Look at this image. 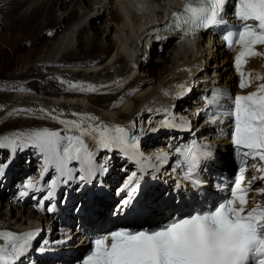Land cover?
Segmentation results:
<instances>
[{
  "label": "snow or ice",
  "instance_id": "6c2138e0",
  "mask_svg": "<svg viewBox=\"0 0 264 264\" xmlns=\"http://www.w3.org/2000/svg\"><path fill=\"white\" fill-rule=\"evenodd\" d=\"M228 7L229 0H185L182 9L171 13L165 28L169 34L190 37L194 41L201 31L223 26L225 45L230 50L238 46L233 66L240 76L239 87L244 89L252 82L251 74L244 72L248 59L264 56V51L257 49V46H264V0H234L235 23L231 24L223 18ZM255 79L264 80V76L257 74ZM62 83L68 84L67 90L70 91L97 90L96 85ZM113 83L119 86L122 80ZM177 88L176 98H182L191 91L186 84ZM202 99L204 105L197 114L205 113L208 123H222L228 117L232 119L231 140L239 167L230 186L218 185L221 191L226 190V195L206 208L202 206L199 210L172 217L156 227H121L97 236L82 264H264V202L254 197L251 202L249 200L252 191L264 194V187H254L257 182L264 184V83L246 95L231 96L227 90L214 88ZM225 100L230 104L226 106ZM31 111L13 109L8 115ZM156 111L165 114L160 127L182 130L191 127L187 117H178L167 107ZM40 112L57 120L64 126L63 130L40 127L0 135V150L9 152L8 157L0 161V181L18 151L33 148L41 157L40 179L28 177L17 196L18 200L31 196L38 211H56L54 198L61 185L77 182L83 188L85 184L103 177L109 170L106 165L111 157H107L104 163H98L97 155L101 150L119 151L138 169L130 173L124 185L117 190L118 195L124 191L128 194L117 204L114 215L122 214L132 206L144 176L149 171L153 175L159 173L173 153L178 157L175 167L183 170L184 180L196 189L206 183L200 172L202 165L213 157L212 146L206 142L192 140L176 146L172 152L160 151L147 156L140 148L145 129L137 128L134 121L130 125L110 124L90 113L73 112V116L79 117L77 120L61 119L43 108ZM157 130L148 129L152 132ZM87 140L93 142L95 150L89 148ZM249 160L253 161L250 165ZM74 163L79 167L73 166ZM249 167L259 175L254 174L251 180L246 181ZM50 170L56 175L43 183ZM40 193L44 195L38 199L37 194ZM40 231L39 228L19 233L0 230V264H21L32 250L33 241Z\"/></svg>",
  "mask_w": 264,
  "mask_h": 264
},
{
  "label": "bare ground",
  "instance_id": "6f19581e",
  "mask_svg": "<svg viewBox=\"0 0 264 264\" xmlns=\"http://www.w3.org/2000/svg\"><path fill=\"white\" fill-rule=\"evenodd\" d=\"M133 1L121 0L118 3V0H0V38L4 34L8 36V45L13 52L12 55L2 56V59L7 57L11 62H0V76L24 80L36 76V79H28L21 84L14 80L0 85V88L13 90L16 95L11 98L0 95L1 110L7 108V113H10L14 108H9V105H15V109H30L31 112L39 113V108H45L63 113L64 118L77 120L79 117L73 116V112L90 113L102 121L121 125H130L138 118L139 123L136 126L141 128L142 122L153 123L165 119L163 112L156 111L159 108L167 107L178 117L183 116L187 109L198 111L204 105L199 100L203 85L210 78L218 77L222 79L221 82L225 80V83H230L231 73L227 74L230 70L229 59L224 53L219 54L215 39L202 38L187 42L181 37L156 40L153 36L150 38L146 35L154 17L160 15L167 7H176L179 0L171 5L165 0H153L158 4L157 9H150L154 12V17L146 12H138L141 9L136 8ZM121 5L124 11H121ZM151 42L163 46L159 50L160 58L157 59L161 65L149 61L148 46ZM208 60L216 62L209 66ZM143 66L145 78H141V73H137L139 67ZM208 67H212V77L207 76L206 72L200 79H195L199 71ZM247 70L251 74L252 82L249 87L244 88L245 91L256 89L258 84L264 83V80L255 79L257 74L264 76V58L251 59ZM118 79L122 80L119 86L113 83ZM62 81L82 83L85 86L96 85L97 90L70 91L67 90L68 84ZM181 84H186L191 91L177 102L179 98H176L175 94L178 91L177 86ZM101 85L107 87H99ZM165 92L168 95H165ZM88 101L96 106H89ZM210 127L206 119L198 114L191 121L189 129L161 127L154 137H142L140 148L145 155L152 156L155 154L153 149L161 144H169L171 148L181 138L198 135ZM224 144L225 141H219L221 148H218V151L222 157L225 152ZM91 148L95 150V145L92 144ZM129 163L131 164L130 161ZM246 177H250V174L246 173ZM140 190H144V193L151 191L148 193V199L152 208V222L153 217L158 222L166 216L168 209H174L176 212L171 199L181 195L179 193L182 185L174 175L171 165L164 164L159 173L153 175L149 171L144 176ZM254 198L256 200V197ZM261 199L264 200V195ZM88 202L96 215L95 218L88 219L89 226L92 229L97 228L98 233L102 232L107 221L106 212L113 202L108 196H97L93 192L89 194ZM6 205V201L0 202V225L4 226L0 230H11L13 225V221L1 217V209ZM25 211L27 218L22 221V218L18 217L15 224L21 223L19 225L23 230L35 229L30 224L33 223L32 218L36 217V213L29 209H24ZM68 214L74 217L70 209ZM15 216L14 213L11 214L12 219ZM62 223L67 230L72 227V224L69 225L65 221ZM55 230V224L42 230V239L46 244L53 243ZM67 239L76 246L75 248L81 247V244H76L71 237L68 236ZM34 242V248L40 247L39 240ZM32 253L31 250L27 257ZM38 260L34 255L33 262ZM21 264H25V258Z\"/></svg>",
  "mask_w": 264,
  "mask_h": 264
},
{
  "label": "rangeland",
  "instance_id": "374dc122",
  "mask_svg": "<svg viewBox=\"0 0 264 264\" xmlns=\"http://www.w3.org/2000/svg\"><path fill=\"white\" fill-rule=\"evenodd\" d=\"M153 3L155 5V7H153V9H157L158 4L154 1H153ZM138 12H141V13L146 12L149 15H152L153 17L155 16L154 12H151L150 10L146 11V10L142 9V10H138ZM7 39H8V36H6L5 34L1 35V38H0V62H1V64H8L11 62V60L8 59L7 57H4L2 59V56L12 55V53H13L12 50L10 49L9 45H8ZM73 41H74V39H73ZM159 50L160 49H159V46L157 44H155V46L151 49V51L149 53V61H151V63L153 62L155 64L161 65V62H158V60H157L158 58H160ZM1 53H2V55H1ZM219 59H220V57H219ZM216 60L218 61V59H216ZM216 60L209 61V66H210V64H215L214 62H216ZM220 60H222V59H220ZM1 64H0V70H1V66H2ZM144 67L145 66L139 67V69L137 71V73H141V74H139V76L141 78H143V77L145 78V76H146L144 74V72H145L143 69ZM211 70H212V67L211 68L208 67L205 70H201V72L199 71L197 73V77H195V79H197V80L200 79L203 76L202 74H204L206 72L208 73V71H211ZM9 77L1 75L0 76V85L10 83L11 81H14V80H16L15 82L21 84V83L26 82L28 79H34V78L36 79V76L30 77L26 80L9 78ZM46 77H47V75H46ZM0 95H3V96L8 97V98L16 96L15 92L13 90H6L5 88L4 89L0 88ZM70 98L71 97H69V99ZM179 100H180V98L177 100V102ZM87 104L89 106H93V107L96 106V104L89 102V101L87 102ZM9 106H11L9 108H14V109L16 108L15 105H9ZM43 109H45V108H43ZM6 110H7V108H2V110L0 108V135H4V134H7V133H10L13 131H23V130H27V129L40 128V127H47V128L52 129V130H61V131L64 128V126L61 125L57 120L51 119L48 116H46L44 113L40 112V108L38 109L39 113H35V112L21 113L19 115H14V116H9L8 115L9 113H7ZM194 111H195V109L194 110H192V109L185 110L183 113V117H187L190 121H193L198 116V114L195 113L197 111H195V112ZM50 112L52 113V115H59L61 119H67V118H64L65 116L61 112H57V111H50ZM71 119H73V118H71ZM134 122L138 126V124H137V123H139L138 118L134 119ZM160 122H161L160 120L155 121L153 123L151 122L152 124H150L149 122H147L145 124H143L144 122H142V123L140 122L141 123L140 126H142L141 128L145 129V134L143 137L152 138L155 135H157L159 133L160 128H161ZM149 128H156V129H158L157 130L158 132L157 131H155V132L148 131ZM90 141L91 140H87L86 142L88 143L89 148L91 150H94L91 148V145L93 144V142L92 141L90 142ZM167 145L168 144H164V145L161 144L160 146L154 148L153 152L157 153L159 151L169 150L170 147H168ZM8 155H9L8 150H0V161L7 158ZM107 157H111V159L108 160L107 162L111 163V165L115 169V172L117 173V174L115 172L113 173L114 174L113 178L115 179L114 181L118 180L117 178L120 179L123 176V169L129 170L132 168V165L129 163V159H126L125 157L121 156V153L118 151H113V152H108L107 150L99 151L98 155H97V162L98 163L104 162ZM40 165H41V157L39 156V154L36 152L35 149L28 148V149H25L23 151H18L16 156H15V159L12 162V164L9 166L8 169H6L5 177L3 178L2 181H0V202H2V201L7 202L6 207H3L1 209V212H2L1 217L5 220L13 221L12 222L13 225L11 226V231L19 233V231L21 229H23L22 226L20 228L19 224H21V223L15 224V221H16V219H18V217L22 218V221H24L27 218V214H26V211L24 212L25 208L24 209L20 208V206H17L15 203L8 202L9 199H7V197H8V195L10 196V198H11V196H15V191L17 189V187H15V184H17V186H19L21 188V185L23 184L22 179L24 177H26L27 175H31V177L34 176L36 178L37 172L40 173V171H41ZM73 166L79 167V165L75 164V163ZM52 172H54V171L50 170L47 174H51ZM108 178H109V175L105 176L104 179L106 180ZM82 195H83V192L76 193V196L71 201V203L72 202L74 203V201L76 199L80 201L81 200L80 197ZM28 199H29V197H26L25 201H27ZM28 202L33 203L34 201H32L30 198V200ZM29 211H32V210L29 209ZM33 212L35 214L34 210H33ZM12 213H14V215H16L15 218H13V219L11 218ZM53 215H54V218H53V221L51 219L52 222H54L55 218H56L55 214H53ZM32 219H33L32 222L37 221V220L39 221L40 216L39 217L36 216L35 218H32ZM41 220L43 221V218H41ZM54 224H55V222L53 224L47 223L46 225H43V223L37 222L36 225H34V227L36 226L35 229L41 228V230L44 231L47 228L52 227V225H54ZM3 227L4 226L1 224L0 228H3ZM70 237H71V235H70ZM0 243H2V241H0Z\"/></svg>",
  "mask_w": 264,
  "mask_h": 264
},
{
  "label": "clouds",
  "instance_id": "9594fccd",
  "mask_svg": "<svg viewBox=\"0 0 264 264\" xmlns=\"http://www.w3.org/2000/svg\"><path fill=\"white\" fill-rule=\"evenodd\" d=\"M121 0H118V3H120ZM166 3L169 5L176 2V0H165ZM139 7L143 10H150L151 8L155 7L153 0H139ZM125 9L121 5V11H124Z\"/></svg>",
  "mask_w": 264,
  "mask_h": 264
}]
</instances>
